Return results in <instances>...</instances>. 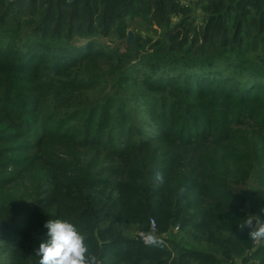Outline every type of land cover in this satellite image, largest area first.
Wrapping results in <instances>:
<instances>
[{"label":"trees","instance_id":"1","mask_svg":"<svg viewBox=\"0 0 264 264\" xmlns=\"http://www.w3.org/2000/svg\"><path fill=\"white\" fill-rule=\"evenodd\" d=\"M134 16L158 37L127 42ZM263 55L264 0H0V264H39L50 219L99 264H264L234 188L259 168L264 209ZM150 219L208 248L148 244Z\"/></svg>","mask_w":264,"mask_h":264},{"label":"rangeland","instance_id":"2","mask_svg":"<svg viewBox=\"0 0 264 264\" xmlns=\"http://www.w3.org/2000/svg\"><path fill=\"white\" fill-rule=\"evenodd\" d=\"M194 17L197 18L199 17V13L198 11H196L194 13ZM128 20V26H127V32H131L132 33V38H133V33L135 34H140L142 35L144 38H151L152 40H155L158 36L157 33H155L152 28H150L147 25V19L144 18L143 16H134L132 18H127ZM154 27V26H153ZM155 29V28H153ZM157 32L159 30H156ZM109 41H112L111 45L114 46L115 43H117V40H114L113 38H110ZM110 45V46H111ZM120 48H124L123 45H119ZM259 59H264V55L262 57H260ZM87 69L88 73H96L99 76H105L107 74V68L104 66H98V70H94L97 67V63H95V65H86L85 66ZM95 67V68H94ZM57 85H59V82H57ZM57 85L55 87V89H57ZM35 88H37L38 90L35 92V96L38 98V101L40 102L39 106H38V113L41 114H45L48 113L50 111V107L53 105V98L48 94L45 93L42 89V87H39L38 84L37 85H33ZM101 88H103V92L107 91L110 87V84H106L102 83V85L100 86ZM95 96H97L96 93L92 94V97L94 98ZM25 108V106H23ZM28 113H30L28 111ZM33 119L39 121V117L37 114H33L32 115ZM46 130H50L53 132L54 135L56 134H65L68 133L70 135H74V129L72 126L66 128V130H61L60 128L54 127L51 124L50 125H45ZM64 131V132H63ZM259 171V168H255L251 178L249 179V181L243 185V186H238V187H234L236 192H240L242 193L247 201L248 207H249V216H257L258 217V213L261 211V203L260 201H258L253 195L252 193L254 192V190L257 188V184L255 182V175L256 173ZM125 231L127 233H130L132 235H137L139 233V228L137 226H128L127 228H125ZM142 235H147V233H140ZM155 237L160 238L163 237V239H166L167 241V246L171 249L173 248V246L178 245V246H190V247H195V248H200V249H205L208 248V246H206L205 244H201V242L198 241H193L191 240V238L189 237L187 232H182V231H178L176 228H173L171 230H169L168 232L162 234V235H157L154 234ZM244 257L247 258V264H254L253 261V257L249 256L248 254L245 255ZM5 256H1L0 257V261L4 260ZM242 257H235L234 259H232L231 261L228 260L226 262H223L221 264H241L242 263ZM251 262H248V261ZM244 263V264H245Z\"/></svg>","mask_w":264,"mask_h":264},{"label":"clouds","instance_id":"3","mask_svg":"<svg viewBox=\"0 0 264 264\" xmlns=\"http://www.w3.org/2000/svg\"><path fill=\"white\" fill-rule=\"evenodd\" d=\"M162 181V176L157 174ZM264 212V209H261ZM48 229L49 239L41 243L36 250L40 256L39 264H99L97 257L92 254L86 244V236L68 219H50L44 225ZM238 227L243 230L249 227L250 239L264 241V220L257 216H248ZM146 243L156 245L162 243L156 237L148 235Z\"/></svg>","mask_w":264,"mask_h":264},{"label":"built area","instance_id":"4","mask_svg":"<svg viewBox=\"0 0 264 264\" xmlns=\"http://www.w3.org/2000/svg\"><path fill=\"white\" fill-rule=\"evenodd\" d=\"M198 0H180L181 3H185V4H192V3H195L197 2ZM250 231L251 229L249 227H247ZM155 225H154V222L152 219H150L149 221V228H148V234L147 235H142L140 234V237L142 240L146 241V237L148 235H152L155 237ZM264 244V241H254L252 240L251 242V245H252V248L251 249H255L256 247L260 246V245H263Z\"/></svg>","mask_w":264,"mask_h":264},{"label":"water","instance_id":"5","mask_svg":"<svg viewBox=\"0 0 264 264\" xmlns=\"http://www.w3.org/2000/svg\"><path fill=\"white\" fill-rule=\"evenodd\" d=\"M127 42L132 43V33H128Z\"/></svg>","mask_w":264,"mask_h":264},{"label":"crops","instance_id":"6","mask_svg":"<svg viewBox=\"0 0 264 264\" xmlns=\"http://www.w3.org/2000/svg\"><path fill=\"white\" fill-rule=\"evenodd\" d=\"M253 261H254V264H257L255 259H253ZM248 262H251V261L249 260ZM241 264H244V263H241ZM245 264H247V263H245Z\"/></svg>","mask_w":264,"mask_h":264}]
</instances>
